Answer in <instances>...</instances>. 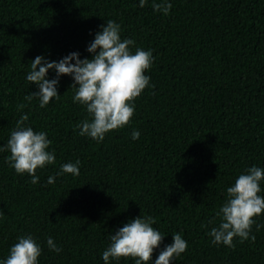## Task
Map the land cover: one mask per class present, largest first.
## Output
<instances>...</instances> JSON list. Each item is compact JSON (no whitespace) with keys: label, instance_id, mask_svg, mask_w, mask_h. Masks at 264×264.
I'll return each mask as SVG.
<instances>
[{"label":"trees","instance_id":"1","mask_svg":"<svg viewBox=\"0 0 264 264\" xmlns=\"http://www.w3.org/2000/svg\"><path fill=\"white\" fill-rule=\"evenodd\" d=\"M153 2L162 0L143 8L140 0H0V147L27 114L25 126L45 132L55 155L32 184L9 167L10 151H0V262L30 235L41 247L38 264H105L110 233L141 216L164 235L149 264L173 234L188 247L171 264H264V227H256L264 212L234 248L209 235L227 188L247 169H264V0H168V15ZM107 20L135 42L133 54L150 50L153 62L129 124L96 141L76 128L91 117L73 102L71 76L59 78L60 97L44 108L37 97L25 100L39 90L26 77L37 56L91 59L87 48ZM77 160L78 176L57 175ZM260 187L264 196V180ZM49 237L61 252L49 250Z\"/></svg>","mask_w":264,"mask_h":264},{"label":"clouds","instance_id":"2","mask_svg":"<svg viewBox=\"0 0 264 264\" xmlns=\"http://www.w3.org/2000/svg\"><path fill=\"white\" fill-rule=\"evenodd\" d=\"M146 3L147 0H140L139 6L143 8ZM152 8L168 15L172 4L162 0L161 3L153 2ZM101 29L87 48L93 54L91 59H80L79 53L74 52L59 62H49L43 56H37L31 61V71L26 79L30 84H36L39 90L25 96L29 102L33 97L39 98V106L44 108L54 98L59 99V78L71 76L74 81L71 88L75 89L73 102L85 106L91 117L90 121L86 119L77 124L76 128L80 129V136L96 141H103L108 132L129 124L135 111V99L149 86L150 77L145 75V71L150 69L153 62L150 50L136 48L134 54L130 51V46L135 42L131 39L121 40V27L115 21L107 20ZM50 69L55 71V79L46 78ZM17 107L23 110L26 105L19 104ZM28 119L27 114L20 117L16 130L12 131L7 145L0 147V151H10L6 158L9 167L18 175L27 173L31 176V183L36 184L39 181L37 169L54 164L55 155L47 151L52 142L45 132H35L32 127L25 126ZM139 135L138 131H133L132 138L138 139ZM79 165V160L63 164L57 175L67 173L78 176ZM246 173L239 175L234 185L227 188L226 201L216 213L220 223L209 233L214 245L223 244L234 248V238L238 237L240 242L248 240L252 226L256 223L254 218L264 212V196L258 195L261 192L260 182L264 180V169L253 166ZM47 182L55 183V177H49ZM155 222L152 217L140 216L124 224L114 234L110 233L111 243L103 252L105 264H108L110 258H132L135 264H149L154 250L164 238L152 227ZM256 227L259 230L264 225ZM172 236L173 243L160 251L155 264H171L187 250V241L180 234ZM251 240L255 241L254 235ZM47 246L50 251H62L51 237L47 239ZM40 255L41 247L36 240L30 235L21 236L0 264H38Z\"/></svg>","mask_w":264,"mask_h":264}]
</instances>
